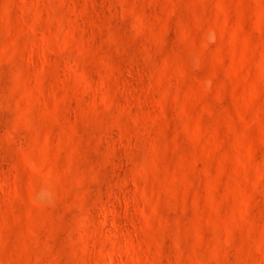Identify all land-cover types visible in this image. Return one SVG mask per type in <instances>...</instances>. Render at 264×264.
<instances>
[{"label":"rangeland","instance_id":"obj_1","mask_svg":"<svg viewBox=\"0 0 264 264\" xmlns=\"http://www.w3.org/2000/svg\"><path fill=\"white\" fill-rule=\"evenodd\" d=\"M0 264H264V0H0Z\"/></svg>","mask_w":264,"mask_h":264}]
</instances>
